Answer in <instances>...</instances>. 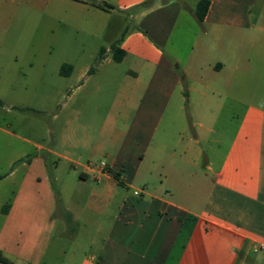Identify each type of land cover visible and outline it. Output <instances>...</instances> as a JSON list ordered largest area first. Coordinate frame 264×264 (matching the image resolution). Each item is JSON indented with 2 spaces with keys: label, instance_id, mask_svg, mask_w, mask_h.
Here are the masks:
<instances>
[{
  "label": "crops",
  "instance_id": "obj_1",
  "mask_svg": "<svg viewBox=\"0 0 264 264\" xmlns=\"http://www.w3.org/2000/svg\"><path fill=\"white\" fill-rule=\"evenodd\" d=\"M96 1L112 9L52 6L96 24L107 43L91 76L84 56L70 62L67 80L83 82L46 149L73 225L52 216L40 163L19 162L0 176L9 180L0 193L7 264L264 262V0H207L201 22L200 0ZM8 148V167L28 156Z\"/></svg>",
  "mask_w": 264,
  "mask_h": 264
},
{
  "label": "rangeland",
  "instance_id": "obj_2",
  "mask_svg": "<svg viewBox=\"0 0 264 264\" xmlns=\"http://www.w3.org/2000/svg\"><path fill=\"white\" fill-rule=\"evenodd\" d=\"M54 1L0 0V129L28 137L44 147L37 150L27 144L19 145L0 132V176L20 167L18 162L13 168L7 166L12 156L8 146L21 147L22 152L28 154L24 162H39L49 176L56 159L46 149L54 145L53 130L61 126L66 104L71 105L69 95L83 82V79L67 80L64 72L71 61L79 64L84 56L88 69L93 68L88 75L91 76L98 68L100 50L107 48L96 24L90 20L79 23L73 11L66 20L62 8L53 10ZM78 29L84 35L78 33ZM94 34L96 37L91 40ZM93 45L96 51L89 59ZM175 66L176 63L174 69ZM189 108H184L185 119L189 116ZM55 115L57 120H53ZM17 176V181L24 177L22 170ZM149 182L154 184L155 179ZM8 183V179L0 182V193L4 187L8 188ZM37 188V184H33V190ZM50 190L54 197L57 186L50 184ZM58 239L63 240L62 236ZM257 256L259 254L254 255ZM254 264L264 262L257 259Z\"/></svg>",
  "mask_w": 264,
  "mask_h": 264
},
{
  "label": "trees",
  "instance_id": "obj_3",
  "mask_svg": "<svg viewBox=\"0 0 264 264\" xmlns=\"http://www.w3.org/2000/svg\"><path fill=\"white\" fill-rule=\"evenodd\" d=\"M73 1L90 4V5H92L94 7H97L99 9H101V10H111L112 9V7L110 5H107L105 3H100V2H98L96 0H73ZM208 6H209V2L207 0H200L197 3L196 12L195 13H196V18H197L198 21L201 22L203 20L205 14H206V11L208 9ZM118 42L119 41H117V43ZM110 51L112 52V57H113V59L116 62H120L122 60V57L124 55V51L122 49H120L119 47H117L116 44L111 45ZM104 57H105V50L101 49L100 53H99L98 61H97V67H98V65H100V63L102 62ZM67 68H68V70L65 71L64 74L69 75L70 67H67ZM92 71H93V68H89L88 71L86 72V76H88ZM184 95H185V97H187L186 92H184ZM24 160H27V158L21 159V160H19L17 162L18 163L19 162H23ZM48 173H49V176H48L49 183L52 186L53 185V181H52V176H51L50 170H49ZM54 200H55V209H54V213H53L52 216L53 217L59 216L66 222V224L68 226H72L73 225V221H72L71 215L66 210H64V208L62 207V203H61V199H60L59 193H58V191L56 192L55 190H54ZM6 208L7 207H4L2 209V212H5ZM0 263H4V264L8 263L7 260L2 256L1 253H0Z\"/></svg>",
  "mask_w": 264,
  "mask_h": 264
},
{
  "label": "built area",
  "instance_id": "obj_4",
  "mask_svg": "<svg viewBox=\"0 0 264 264\" xmlns=\"http://www.w3.org/2000/svg\"><path fill=\"white\" fill-rule=\"evenodd\" d=\"M134 194H135V195H138V191H135Z\"/></svg>",
  "mask_w": 264,
  "mask_h": 264
}]
</instances>
